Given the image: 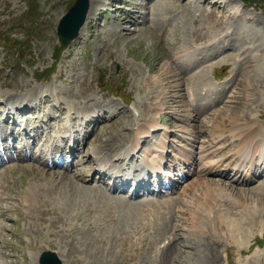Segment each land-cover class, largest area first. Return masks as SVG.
Here are the masks:
<instances>
[{"label": "rangeland", "instance_id": "1", "mask_svg": "<svg viewBox=\"0 0 264 264\" xmlns=\"http://www.w3.org/2000/svg\"><path fill=\"white\" fill-rule=\"evenodd\" d=\"M95 1L104 4L93 10L94 15L88 14L80 38L64 48L58 26L75 0H0V106L24 100L23 124L30 119L32 127L41 132L37 141L40 149L32 151L31 156L45 162V154L64 133L62 127L69 120L73 122L69 140L76 135L84 143L96 130L95 143L86 147V152L92 157L102 146L100 150L108 149L111 160L127 149L135 132L152 118L148 128L157 125L156 119L163 125L158 141L165 139V128L174 130L172 139L178 142V149H189L184 138L192 148L198 140H209L213 126L222 132L235 128L238 114L245 115V119L260 118L264 132V0H151L144 9L129 1L122 3L125 0ZM126 5L138 8L133 14L125 9L128 21L119 11ZM236 8L252 18L235 16ZM194 44L208 51L211 59L204 64L207 81L227 92L219 104L203 101L198 105L207 120L204 124L197 121L200 117L192 109L198 107L194 103L198 98H193L210 88L202 80L205 76L197 74V69L190 73L193 79L189 74L183 77L180 70L189 71L188 67L179 62L169 64L183 56L188 46L200 49ZM254 55L260 66L251 62L239 72L240 63ZM173 67L180 76L170 77ZM210 72L225 77L224 82L210 81ZM100 74L104 75L102 82ZM232 76L235 80L229 83ZM153 80L160 81V86L149 87L155 84L151 85ZM186 89L191 90L193 106L186 98ZM176 91L180 96L174 98ZM167 92L165 102L161 97ZM58 103L61 108H56ZM26 107H32V113ZM1 109L6 110L4 106ZM61 109V114L66 113L63 119L58 113ZM208 113L212 114L208 117ZM34 115L36 118L31 117ZM3 121L0 126L5 125ZM238 125L242 126L240 122ZM201 131L203 135L197 139ZM173 140L167 144L170 151L165 152L167 165L173 164ZM14 143V155H24V143ZM156 145L151 139L144 143L147 151ZM19 148L23 150L20 154ZM14 159L0 166V264H38L45 250L58 253L64 264H264V216L262 220L248 213L243 216L249 218L245 227L252 229L245 239L228 237L226 223L216 225L218 231L210 232V238L205 236L204 240L200 233L186 232L191 220L185 221L188 214L184 210H194L208 198L206 179L214 183L221 180L208 177L201 168L170 196L128 201L90 186L79 176L46 168L33 158ZM85 162L87 158L80 165L88 167ZM203 163L199 160L198 166ZM197 179L201 180L199 185L194 184ZM260 182L231 186L232 198L238 201L228 203L234 212L226 217L241 215L244 207L240 206L252 202V194L262 196ZM248 190L251 195L247 197L244 194ZM230 218L223 221L230 222ZM173 223L179 227L177 240L168 233ZM220 229L225 235L220 245L214 246L212 238L223 234ZM171 244L172 250L167 252ZM209 250L219 251L218 262Z\"/></svg>", "mask_w": 264, "mask_h": 264}, {"label": "bare ground", "instance_id": "2", "mask_svg": "<svg viewBox=\"0 0 264 264\" xmlns=\"http://www.w3.org/2000/svg\"><path fill=\"white\" fill-rule=\"evenodd\" d=\"M141 3H135V4H138V6L141 8V7H144V6H147V5H144V0H139ZM148 3H150L151 0H147ZM225 1V0H224ZM152 2V1H151ZM227 2V1H226ZM91 3V2H90ZM228 3V2H227ZM104 4V1H95L93 0L92 3H91V6H90V9H89V12L88 13L90 16L94 13L95 9H97V7L99 5H103ZM110 3H108L107 5H109ZM224 5V4H223ZM122 7V6H121ZM120 7V8H121ZM135 8V7H134ZM133 7L132 8H129L127 11L129 13H132L136 10H131V9H134ZM94 10V11H93ZM93 11V12H92ZM98 11V10H97ZM121 12V14L125 15V21H128V17L129 15L127 14L128 12H125V9L121 8V10H119ZM140 13V12H139ZM94 15V14H93ZM235 16H239L241 18H244V19H251L252 16H250L249 13L247 12H244L242 13L241 11H239V8H236L235 10ZM232 17V16H231ZM163 18V17H162ZM234 18V16H233ZM236 18V17H235ZM230 19V18H229ZM89 20V19H87ZM222 21V20H221ZM130 22V21H129ZM232 22V21H231ZM114 23V22H113ZM236 23V22H235ZM241 23V22H239ZM145 24V23H144ZM139 28V27H138ZM231 28V27H230ZM223 29V28H222ZM231 30V29H230ZM117 31V30H116ZM112 33V32H111ZM248 33V32H247ZM232 34V33H231ZM218 35V34H217ZM238 35V34H237ZM257 35V34H256ZM235 37V36H234ZM256 37V36H255ZM248 38V37H247ZM249 39V38H248ZM240 40H241V37H240ZM245 42V40H243ZM251 43V42H250ZM103 44V43H102ZM233 45V44H232ZM231 45V46H232ZM101 46V45H100ZM241 47V46H240ZM244 47V45H243ZM105 48V47H104ZM238 48V47H237ZM254 48V47H253ZM200 49L196 50V49H192V46H188L185 48V50H183L185 52L182 53L184 54L183 56H178L177 58H175L173 60V63H169L170 65L173 66V64H176V62H179L180 64L182 63L183 65H185L186 67H188L189 71H183V70H180L181 72H183L182 76L184 77L185 75L189 74L190 73H194L197 69H201L200 72H198L197 74H201V76H205L206 75V67L203 66L205 64V62H208L210 61L211 59H208L207 61L203 62L204 60V57H202L201 59L198 57L199 55V51ZM247 50V49H246ZM261 49H259L260 51ZM224 51V50H223ZM253 51V50H252ZM168 52V51H167ZM217 52V51H216ZM244 52V51H243ZM257 52V51H256ZM263 52V51H262ZM221 53V52H220ZM223 53V52H222ZM226 53V52H224ZM223 53V55H224ZM249 53V51H248ZM252 53V52H251ZM259 53V52H257ZM258 55V54H257ZM264 55V54H263ZM169 56V55H168ZM212 56L211 54H209V57ZM255 56V55H254ZM205 58H208V55L205 57ZM228 58V57H227ZM248 61H242L240 63V68H239V72H242L244 70V67L247 66V64L251 63V62H256L257 64V67L260 66V61H258L259 59L253 56H250L248 57ZM261 58V57H260ZM224 59V58H221V60ZM247 59V58H245ZM264 59V57H263ZM253 69V68H252ZM249 70V69H248ZM172 74L170 75V77H175V76H180L174 69L171 70ZM254 72V71H253ZM168 73L170 74V71H168ZM248 74L251 73V71H248L247 72ZM168 74V75H169ZM196 74V73H195ZM247 74V75H248ZM253 75V74H252ZM196 76V75H195ZM169 77V78H170ZM187 77V76H186ZM191 77V75H190ZM192 79L194 78L191 77ZM198 78V77H197ZM199 79V78H198ZM202 79V78H201ZM205 77L202 79L204 80ZM190 80V79H189ZM238 81V80H237ZM255 81V80H254ZM190 82V81H189ZM155 83V84H154ZM160 81L158 80H153V82H151V85L153 86H150L149 84V87L153 88V87H157V86H160ZM191 83H192V80H191ZM190 83V84H191ZM205 83L207 84L206 86H209L210 88L207 89V92L205 95L209 96L211 94H214L216 93V90L214 89L215 87H212L208 81H205ZM247 84V83H245ZM189 85V84H188ZM180 84H179V88H180ZM189 87V86H188ZM248 87V86H246ZM195 88V87H194ZM244 89V88H243ZM249 89V88H248ZM220 91H224L223 89L220 90ZM175 94H173L172 96L175 98V97H179L180 94L178 91L174 92ZM169 93H165L161 99H163L165 101V98L167 97ZM202 95V91L200 93ZM199 96L193 98V100H196ZM220 99V98H219ZM241 99V98H240ZM253 100V99H252ZM238 101V100H237ZM236 101V102H237ZM241 101V100H240ZM166 102V101H165ZM232 102V101H231ZM211 102L209 101V104ZM238 103V102H237ZM240 103V102H239ZM12 106L10 108H19L20 106L23 105L22 104H19V105H16L15 102L11 103ZM212 104V103H211ZM253 106L256 105V104H252ZM241 106V105H240ZM243 107V106H242ZM239 108V107H238ZM236 108V109H238ZM155 109H158V106L155 108ZM240 109V108H239ZM196 114L198 113V115H195L197 118L200 117V119H198L197 121L199 123H202L204 124L205 122H207V120L204 119V115L205 114H201V112H199L198 108H197V112H195ZM217 113H215L216 115ZM248 114V113H247ZM264 116V115H263ZM238 117V121L237 123L235 124V128H232L230 129L228 132H222V131H218L219 132V136H223L225 134H228L229 136H233L235 134H237L238 136L236 137V142L238 143L239 142V137L240 136H245L244 138V141L241 145V149H243L239 155H238V160L233 163V164H227L225 165L222 170L223 172L220 174L221 176H224L226 175V172H231L230 176L235 178L234 180H231L229 178H221V180L217 183H214V182H211L209 180L206 179V183L208 184V192H209V195H208V198L204 201V203H199L197 205V207L194 209V210H184V212H186L188 214V216L186 217L185 221L186 220H191V224L190 222H188L190 225L187 226L185 229H186V232L189 234H195L196 233H200L202 239L207 236L209 237L210 235V232H217L218 230H216V225H221V224H225L226 226L224 227V230H225V234L228 236V237H235L236 239L240 240V239H245V235H246V232L249 231V229L251 228H247L249 227V225L247 227H245V224L248 223V219L249 218H244L243 216H247V213L250 214L251 216L253 217H256L257 219H261L262 220V216H264V185H261L259 186V190H261V194L262 196H257V195H254L252 194V196H255V197H259V200L255 197H251V199L255 202L253 203L249 201V203L245 206H240V208L244 207V210H243V213L241 215H237V218L236 217H228L229 215L231 216V212H234L233 210H231L228 206V203L231 202V201H238L237 199L235 198H232L234 196H232L233 193V189L231 188L232 187H239V186H249V183L252 179H254V177L252 175H248L247 177H244L242 175V172L245 171L246 169H248L249 171H254V167L255 166H258L259 169H258V172H263L262 170H264V132L258 122V119H253L250 118V119H245V115H241V114H238L237 115ZM185 119H189V118H185ZM190 120V119H189ZM240 122V124H242V126H239L238 123ZM159 129L161 130V127L159 126V123L157 121V125H152L149 127V131L151 129ZM10 130L11 127L10 126H7V127H2L0 128V130ZM147 131V132H149ZM151 132V131H150ZM165 138L166 136H169L167 134V132H171L169 131L168 128H165ZM212 132H216L215 131V126H213V129H212ZM263 132V133H262ZM11 137H16V135L14 134V132H11L10 133ZM149 134L145 135V136H148ZM174 135H176V132L171 135L168 139L166 138V141L169 143L173 140L172 138L175 137ZM197 139L199 138L198 135L196 136ZM195 137V138H196ZM7 136H4L2 138L3 141H6L7 140ZM184 141H186V143L191 146L189 144V140H186L185 138L183 139ZM165 141V142H166ZM139 143L140 142H137L136 143V146H137V149L139 148ZM175 145H176V142L174 141ZM208 142H205L200 146V151L201 153L204 152L203 149L206 147L207 149L209 147H211L212 144H210ZM209 145V146H208ZM157 146L158 148H162L164 152H166L167 150V145L166 143H163L162 141H160V143H157ZM173 146V144H172ZM192 148V147H191ZM174 150H176V147H174ZM209 150V149H208ZM181 153V152H180ZM155 154H157V158L159 157H162V160H161V165L159 167L158 165V161L155 159ZM177 154H179V152L177 151ZM180 155V154H179ZM183 154L181 153V156ZM150 156L151 160L154 162V165L155 166H158L159 168H162V165L165 163V160H166V156H161V153L157 152L156 150L153 151V154H152V151H149L147 152L146 154V157ZM185 160H183V165L185 164H188L190 163V165H194V159H198L200 158V153L197 152L196 155L194 153V155H190L188 157H184ZM23 159L25 160L26 157H23ZM173 162V160H172ZM82 164V161L80 163H78V165ZM173 165L175 166L174 162H173ZM197 165V164H195ZM169 167H173V166H169ZM233 169V171H231L229 168ZM215 169H212L211 172H214ZM188 173H191L190 170H187ZM200 172V171H199ZM170 176H172V173L168 172L166 173ZM200 174V173H199ZM50 175V174H49ZM52 175V174H51ZM48 177V176H47ZM76 177V176H75ZM51 178V177H50ZM53 178V177H52ZM158 180V179H157ZM225 180V181H224ZM245 180H248L249 183H247ZM196 182H194L195 185H199L201 183V180L200 179H197L195 180ZM228 181V182H227ZM79 186V184H76ZM241 188V187H240ZM225 192V193H224ZM251 191H246V194H244L245 196H249L251 195L250 193ZM36 193V192H35ZM263 199V200H262ZM188 202V201H187ZM258 202V203H256ZM209 206V208H208ZM216 206V208L214 207ZM49 211V210H48ZM47 211V212H48ZM52 211V210H50ZM246 211V212H245ZM11 213V212H10ZM14 213V212H13ZM50 213V212H49ZM54 213V212H53ZM160 213V212H159ZM166 213V212H165ZM161 214V213H160ZM226 214H228V216L226 217ZM46 215H49L46 213ZM168 215V214H167ZM166 217V216H165ZM226 218H230V222L229 221H223L224 219ZM11 219V218H10ZM4 220V219H3ZM3 222V221H2ZM6 223V222H5ZM7 224V223H6ZM52 224V223H51ZM252 224V223H251ZM4 226V225H3ZM222 226V225H221ZM224 226V225H223ZM251 226V225H250ZM171 227V225H170ZM210 227H213L210 229ZM253 227V226H252ZM4 229V228H3ZM175 229H177L175 227ZM221 232H222V229H220ZM224 230H223V234L221 236H218V237H213V244L214 246H217V245H220V241L222 242V239L223 236L225 235L224 234ZM252 230V229H251ZM183 233V232H182ZM187 234L185 233V236ZM219 235V234H218ZM179 237V236H178ZM188 237V236H187ZM190 237V236H189ZM227 237V238H228ZM186 238V237H185ZM210 238V237H209ZM226 238V237H225ZM188 239V238H186ZM191 239V238H190ZM206 239V238H205ZM221 239V240H220ZM204 240V239H203ZM224 240V239H223ZM188 241V240H187ZM211 241V240H209ZM208 241V242H209ZM209 243V245H210ZM174 244H171L168 249H167V252H169V250H172V247H173ZM189 246V245H188ZM196 246V245H194ZM175 247V246H174ZM192 249V248H191ZM211 253H213V259L215 261L218 262V258L220 255H218L219 251H216L214 253L213 250H209ZM166 252V253H167ZM205 254V253H204ZM207 254V253H206ZM165 255V254H164ZM192 255V254H191ZM218 255V256H216ZM211 257V256H210ZM166 258V256H165ZM170 258V257H169ZM173 259V258H172ZM213 260V261H214ZM167 261V260H166ZM211 261V260H210ZM214 261V262H215ZM207 262V261H206ZM209 262V261H208ZM213 262V263H214ZM168 263V261H167Z\"/></svg>", "mask_w": 264, "mask_h": 264}, {"label": "water", "instance_id": "3", "mask_svg": "<svg viewBox=\"0 0 264 264\" xmlns=\"http://www.w3.org/2000/svg\"><path fill=\"white\" fill-rule=\"evenodd\" d=\"M246 1V0H245ZM90 0H76L74 6L62 18L58 26L59 40L66 47L80 35L89 12ZM41 264H62L55 253L48 252L41 257Z\"/></svg>", "mask_w": 264, "mask_h": 264}]
</instances>
